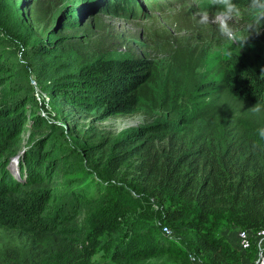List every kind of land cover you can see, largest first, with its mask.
Segmentation results:
<instances>
[{
    "label": "trees",
    "instance_id": "1",
    "mask_svg": "<svg viewBox=\"0 0 264 264\" xmlns=\"http://www.w3.org/2000/svg\"><path fill=\"white\" fill-rule=\"evenodd\" d=\"M51 1L38 0L27 12L0 9V264H44L52 256L86 264L101 247L116 263L167 255L182 264L250 261L232 234L264 228V111H250L264 103L261 71L224 70L219 82L201 86L205 96L195 104L188 97L200 86L199 63L185 48L165 75L136 56L77 66L66 59L65 36L33 29L46 23ZM108 6L118 13L117 4ZM67 23L78 30L74 17ZM5 35L16 38L24 61L6 51ZM31 74L58 109L53 120L43 114ZM70 110L168 119L116 137L92 127L77 131L73 144ZM222 215L244 228L223 236L206 230ZM183 225L197 235L192 247L202 263L162 229Z\"/></svg>",
    "mask_w": 264,
    "mask_h": 264
},
{
    "label": "rangeland",
    "instance_id": "2",
    "mask_svg": "<svg viewBox=\"0 0 264 264\" xmlns=\"http://www.w3.org/2000/svg\"><path fill=\"white\" fill-rule=\"evenodd\" d=\"M36 1L38 0L0 2V9H14L15 11L20 9L22 12H27L26 9L32 7ZM109 2L119 6L118 13L110 10ZM184 3L185 0H54L51 1L50 9L46 14V23L34 25L33 29L37 34L44 33L45 30L46 33L65 36L68 39L66 59L77 66H88L92 62L136 56L153 61L159 71L165 75L168 66L173 63L172 56L175 51L185 48L199 63L195 77L200 86L197 92L188 97V101L195 104H201L205 96L199 94L201 86H211L219 82L222 71L225 70L231 76H240L244 73L245 66L254 71L264 69L262 63L264 33L262 31L259 36H252L240 53L239 50H234L232 57L226 58L219 51L220 38L214 26L198 25L192 14L195 9L190 11L184 8ZM237 3L243 7L246 0H237ZM14 16V22L20 26L21 19L16 13ZM72 17L77 21L75 24L77 31L67 30V22ZM24 20L29 24L27 16ZM97 20L99 22L96 23ZM86 25L92 26L91 33L84 30ZM5 38L9 44L6 51L24 61L21 46L16 38L7 35ZM29 80L40 101L46 105L47 111L43 114L53 120L58 109L51 104L47 91L36 83L35 76L31 74ZM70 111H68L70 119L67 124L76 132L73 136V144H76L75 140L80 137L77 131H85L92 127L105 136L116 137L127 129L147 126L154 121L166 123L168 119L155 114L156 118L152 120L144 112L103 118L99 110ZM24 136L28 138L29 133L26 132ZM174 201L178 202L176 198ZM166 203L169 205L170 201ZM193 216L192 214L191 217ZM228 218L225 215L212 217L206 225V230L217 236H223L232 227L244 228L236 225L232 218ZM169 236L175 238L178 248L187 252L192 262H203L201 257L194 254L192 243L197 235L192 229L183 225L179 230H171ZM249 258L250 261L241 262V264H254V256L250 255ZM44 264L73 263L68 259L52 256ZM86 264H182V262L178 255H167L148 261L116 263L110 259L108 249L101 247L98 254Z\"/></svg>",
    "mask_w": 264,
    "mask_h": 264
},
{
    "label": "clouds",
    "instance_id": "3",
    "mask_svg": "<svg viewBox=\"0 0 264 264\" xmlns=\"http://www.w3.org/2000/svg\"><path fill=\"white\" fill-rule=\"evenodd\" d=\"M183 7L195 9L192 14L198 25L214 26L220 38L219 51L229 59L234 50L240 53L250 38L259 36L264 29V0H246L243 7L237 0H185ZM250 111L253 114L264 111V103L258 101ZM258 134L264 139V128Z\"/></svg>",
    "mask_w": 264,
    "mask_h": 264
},
{
    "label": "built area",
    "instance_id": "4",
    "mask_svg": "<svg viewBox=\"0 0 264 264\" xmlns=\"http://www.w3.org/2000/svg\"><path fill=\"white\" fill-rule=\"evenodd\" d=\"M163 230L164 234L169 236L171 229L164 226ZM232 235L236 247L246 259L253 255L254 264H264V228L255 230L234 228Z\"/></svg>",
    "mask_w": 264,
    "mask_h": 264
}]
</instances>
